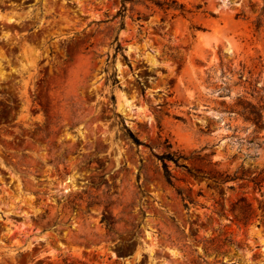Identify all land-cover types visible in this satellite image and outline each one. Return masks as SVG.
<instances>
[{"label": "rangeland", "instance_id": "1", "mask_svg": "<svg viewBox=\"0 0 264 264\" xmlns=\"http://www.w3.org/2000/svg\"><path fill=\"white\" fill-rule=\"evenodd\" d=\"M164 2L0 0V264H264V0Z\"/></svg>", "mask_w": 264, "mask_h": 264}, {"label": "trees", "instance_id": "2", "mask_svg": "<svg viewBox=\"0 0 264 264\" xmlns=\"http://www.w3.org/2000/svg\"><path fill=\"white\" fill-rule=\"evenodd\" d=\"M166 4V8H173V9H180L181 13H183L185 11L184 5L183 4H178V6H176V2L175 0H173V3H167L164 2ZM260 120V113L257 112L256 117H255V121L256 123ZM122 129H123V133L128 136L131 137L135 142L140 143L139 140L132 134V132L130 131V129L126 126V125H122ZM161 160H162V165H163V171H164V176L166 178V180L168 182H171V174H170V170L168 168V165L166 163L167 159H172L171 154L169 153H164V154H160L158 156Z\"/></svg>", "mask_w": 264, "mask_h": 264}]
</instances>
